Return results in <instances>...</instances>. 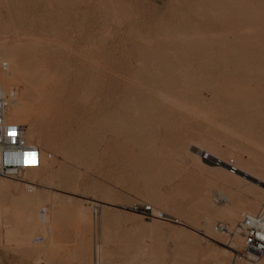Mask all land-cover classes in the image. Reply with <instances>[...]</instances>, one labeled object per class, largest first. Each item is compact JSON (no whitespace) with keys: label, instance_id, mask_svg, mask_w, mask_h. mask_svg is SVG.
<instances>
[{"label":"rangeland","instance_id":"rangeland-1","mask_svg":"<svg viewBox=\"0 0 264 264\" xmlns=\"http://www.w3.org/2000/svg\"><path fill=\"white\" fill-rule=\"evenodd\" d=\"M3 42L0 86L25 103L6 121L51 160L23 173L33 191L0 180V264H248L235 227L264 202V0H0Z\"/></svg>","mask_w":264,"mask_h":264},{"label":"built area","instance_id":"built-area-1","mask_svg":"<svg viewBox=\"0 0 264 264\" xmlns=\"http://www.w3.org/2000/svg\"><path fill=\"white\" fill-rule=\"evenodd\" d=\"M8 97H5L0 87V178L16 181L23 171L39 169L42 162L51 160L50 154H42L38 147L29 143L25 137V128L6 121ZM9 129H15V136H9ZM25 153L29 155L25 161ZM7 161V163H5ZM231 174L235 173L232 162L228 164ZM131 211L139 213L149 219L170 223V219L154 211L150 206L134 205ZM215 230L224 232V228L217 225ZM239 234L242 239L244 254L253 255V259L244 258L248 264H255L264 258V202L254 215H244L239 221Z\"/></svg>","mask_w":264,"mask_h":264},{"label":"bare ground","instance_id":"bare-ground-1","mask_svg":"<svg viewBox=\"0 0 264 264\" xmlns=\"http://www.w3.org/2000/svg\"><path fill=\"white\" fill-rule=\"evenodd\" d=\"M49 28V27H48ZM21 31V30H20ZM50 31V30H49ZM50 33V32H49ZM55 35V34H54ZM20 37H21V35H20ZM26 37V36H25ZM46 43V42H45ZM3 45H1L0 44V60H1V56H2V53L3 52H5V54H7V55H9V54H11V53H9L8 52V50L6 49V47H5V45H4V42L2 43ZM17 46V45H16ZM24 48V47H23ZM17 50V49H16ZM18 55V54H17ZM31 55V54H30ZM26 55L27 56V58H29V59H31V60H35V56L33 55ZM4 57H6L5 55H4ZM14 58V57H13ZM23 59V58H22ZM38 59V58H37ZM30 60V61H31ZM39 60V59H38ZM13 61V60H12ZM17 61V60H16ZM15 61V62H16ZM30 61L28 62V63H30ZM10 63V62H9ZM9 63H6V62H4V63H1V65H2V69H1V73H0V76L1 75H3V77H5V79H10L11 77H12V75H13V72H12V69L11 68H13L12 66H11V64L9 65ZM27 63V62H26ZM26 63H25V68H24V66H19L17 69H18V71L19 72H22L24 69L25 70H27V71H29L30 69V67L31 66H33V65H31L32 63H36V62H31V64L30 65H26ZM35 65V64H34ZM189 65V64H188ZM11 66V67H10ZM151 66V65H150ZM1 67V66H0ZM38 67H39V65H38ZM34 69V68H33ZM153 69V68H152ZM185 69V68H184ZM182 70V71H185V73L186 72H188V70ZM26 71V72H27ZM38 71H40V70H38ZM150 71V70H149ZM182 71H180V72H182ZM195 71H197V69L195 70ZM195 71H192V72H195ZM27 73H30V72H27ZM33 73V72H32ZM185 73H184V75H185ZM40 74V73H39ZM39 74L37 75V76H39ZM42 74V73H41ZM148 74V73H147ZM146 74V75H147ZM179 75H181V74H179ZM178 75V76H179ZM144 76H145V74H144ZM183 76V75H182ZM21 77V76H20ZM25 77V76H24ZM146 77V76H145ZM18 78V77H17ZM36 76H33V75H30V76H28L27 75V77L26 78H24L23 79V81L25 82L24 84H26V88H25V90H24V88L22 89V90H24V92L25 93H23V94H21V96L23 95V97L26 99V100H28L29 99V97L31 96L32 97V95H33V92H32V87H33V85L34 84H36V83H34L35 81H36ZM45 78V77H44ZM4 79V80H5ZM20 79V78H19ZM38 80V79H37ZM20 81V80H19ZM23 81H21V82H23ZM5 82V81H4ZM39 82V81H38ZM209 82V81H208ZM1 83V82H0ZM17 83V82H16ZM2 84V83H1ZM23 84V83H22ZM39 84V83H38ZM7 86V85H6ZM6 86H2V87H6ZM37 86V85H36ZM1 87V86H0ZM1 89H3V88H1ZM6 89V88H5ZM4 89V91H3V93H4V95H5V97H8V103L10 102L11 104H10V107H9V110H11L12 111V113H13V115H12V117L13 116H15V119H16V117H19V115H20V113H22V109L23 108H21V106L22 105H24V104H22L23 103V101L21 100L19 103L17 102V100L15 101V99H16V97H14L16 94L15 93H12V92H10L8 95H6V91H8V90H5ZM10 89V88H9ZM27 89V90H26ZM38 89V88H37ZM36 89V90H37ZM166 88L163 86V85H161V86H157V87H155V90H165ZM13 90V89H12ZM36 90H33V91H36ZM39 90V89H38ZM140 90V89H139ZM14 92H15V90H13ZM177 91V90H176ZM175 91V92H176ZM178 91H181V90H178ZM40 92V91H39ZM174 92V93H175ZM36 93V92H35ZM35 93H34V96H35ZM148 93V92H147ZM188 93V92H187ZM37 94H38V92H37ZM149 94V93H148ZM158 94V93H157ZM156 95V94H155ZM185 95V94H184ZM200 95V98H197V99H199V100H202V101H205L206 102V97H203V95H201V94H199ZM39 96V95H38ZM146 96H147V94L146 93H141L140 94V97L141 98H146ZM197 96H198V94H197ZM196 96V97H197ZM154 97H157V96H154ZM199 97V96H198ZM15 98V99H14ZM21 99H23V98H21ZM24 100V99H23ZM163 102V101H162ZM162 102H161V104H162ZM204 103V102H203ZM9 105V104H8ZM21 105V106H20ZM22 107H24V106H22ZM27 108V107H26ZM29 109V108H28ZM22 110V111H21ZM10 111V112H11ZM24 112V111H23ZM11 114V113H10ZM23 115V114H22ZM22 115H20V116H22ZM39 115V114H38ZM11 116V115H10ZM23 117V116H22ZM19 119V118H18ZM18 119H17V121H18ZM20 119H22L21 117H20ZM152 119V118H151ZM24 120V119H23ZM23 120L22 121H20V122H23ZM9 123V122H8ZM16 125V124H15ZM18 126H21V125H18ZM23 127V126H22ZM24 128H29V126L28 127H24ZM157 128V127H156ZM30 129V128H29ZM153 130V129H152ZM158 130V129H157ZM28 129L25 131V137H26V140L28 139V137H29V139L28 140H30L32 137L30 136V134H28ZM104 131V130H103ZM109 131V130H108ZM110 132V131H109ZM31 133V132H30ZM104 133H107V132H104ZM111 134V133H110ZM32 135V134H31ZM114 137V136H113ZM122 138V137H121ZM38 140V139H37ZM36 142V141H35ZM38 142V141H37ZM93 143H95V142H93ZM192 148H194L195 150H197L198 152H203L202 150H200L199 148H197L195 145H192L191 146ZM206 148V147H205ZM209 149V148H208ZM210 151H211V149H209ZM208 150V151H209ZM205 151H206V149H205ZM214 151V150H213ZM61 152V151H60ZM218 152H220V151H218ZM213 153V152H212ZM212 153H210V152H206V157H207V159H203L202 158V160L200 161L202 164H210V162H211V160H214L215 161V163H214V165L215 166H224V167H227L228 168V164L230 163V162H228V164L227 163H225L224 162V160H222V158L221 159H217ZM198 154V153H197ZM216 154V153H215ZM219 155V154H218ZM65 156V155H64ZM196 157V156H195ZM195 159V158H194ZM198 160V159H197ZM234 160V159H233ZM43 163V162H42ZM196 163V162H195ZM199 163V162H198ZM239 163L237 162V164H236V166L235 165H233V163H232V165H233V167H234V169H235V173L236 172H241L240 170L242 169V168H240L239 169V166H240V164L238 165ZM196 165V164H195ZM42 166V165H41ZM203 166V165H202ZM238 166V167H237ZM253 167V166H252ZM203 168V167H202ZM229 170V169H228ZM36 171L37 170H29V172H30V176H35V175H37L36 174ZM219 171V170H218ZM242 171H244V170H242ZM25 171H23L21 174H20V177H19V179H17L16 181H21L22 183H23V187H24V189L26 190V191H33L35 188L33 187L34 186V184L32 183V182H29V181H26V180H24L23 179V177H22V175H23V173H24ZM229 172V171H228ZM225 173H226V175H227V171H225ZM234 173V174H235ZM223 174H224V172H223ZM223 174H222V178H224L223 177ZM229 174L230 175H234V174H231L230 172H229ZM251 174V173H250ZM253 174V173H252ZM22 177V178H21ZM227 177V176H226ZM231 177V176H230ZM256 177V176H255ZM258 177V176H257ZM218 178V177H217ZM228 178V177H227ZM233 178H235V177H233ZM262 178V177H261ZM226 179V178H225ZM259 179V178H258ZM0 180L1 181H6V179H2V178H0ZM7 180H9V179H7ZM219 180V179H218ZM220 181V180H219ZM241 181V180H240ZM262 181V180H261ZM1 184V186L4 188V190H6V191H13V188H11L8 184H4L3 182L2 183H0ZM237 187V186H236ZM161 195V194H160ZM205 197V196H204ZM204 197H203V200H204ZM25 199V198H24ZM23 199V200H24ZM202 199V198H201ZM202 200V201H203ZM25 201V200H24ZM201 201V200H200ZM23 203H26V202H23ZM22 204V203H21ZM27 205V204H26ZM232 205V204H231ZM19 206V205H18ZM32 206V205H31ZM236 206V205H235ZM29 207V206H28ZM35 208V207H34ZM80 208V207H79ZM194 208V207H193ZM33 209V208H32ZM25 210V209H24ZM154 210V209H153ZM154 211H156V210H154ZM6 212V211H5ZM158 212V211H157ZM160 213V212H159ZM244 214L243 215H241L240 216V218L242 217V216H244V215H248V214H245V212H243ZM22 215V214H21ZM17 217V216H16ZM21 217V216H20ZM28 217V216H27ZM192 217V216H191ZM12 218V217H11ZM25 217H23V219H24ZM240 218H239V220H237L238 222H237V224H236V227H235V232L236 233H238L239 234V221H240ZM23 219H22V221H23ZM26 219V218H25ZM24 219V221L23 222H20V226L22 225V223H23V227L21 226V228L23 229V231H24V236H25V239H27V240H31L32 238H34V231L32 232V229H31V232L30 233H28V229H29V225L30 226H32L34 229L35 228H37V227H39V226H37L36 225V223L38 222H35L36 220L35 219H31L29 222H28V224H27V222H26V220ZM215 219V218H214ZM28 220H29V217H28ZM18 221V220H17ZM9 222H10V219H9ZM25 222H26V225H25ZM205 222V221H204ZM3 223V222H2ZM15 223V222H14ZM18 224V223H17ZM202 224V223H201ZM12 225H13V223H12ZM220 225V227H222V228H224L225 230H227V228L224 226V225H222V224H219ZM5 226V225H4ZM17 226V225H16ZM158 226V225H157ZM154 227V226H153ZM15 229V228H14ZM21 230V229H20ZM215 231H217V230H215ZM219 231V230H218ZM7 232V231H6ZM39 235H41L43 238H46L47 236H48V233H46L45 231H42V230H39ZM220 232H222V231H220ZM35 233H36V231H35ZM1 234V233H0ZM3 234V233H2ZM21 234V233H20ZM240 235V234H239ZM5 237V236H4ZM241 237V236H240ZM6 240V239H5ZM8 240V239H7ZM17 240H19V239H17ZM242 240V239H241ZM13 241V240H12ZM9 242V241H8ZM21 242H23V241H21ZM21 242H19V243H21ZM12 243V242H11ZM14 243V242H13ZM26 246L25 247H23V248H21L22 246L20 245V248L19 249H22V252H24V250L23 249H25V251L27 250V251H31V250H35L36 248H35V245H36V243H37V241H32V242H29V241H26V240H24V242H23ZM235 243V242H234ZM6 244V243H5ZM8 244V243H7ZM16 244V243H15ZM22 244V243H21ZM10 245H12V244H10ZM9 245V246H10ZM17 245H18V243H17ZM16 245V246H17ZM13 246V245H12ZM24 246V245H23ZM243 246V245H242ZM3 247H5V246H3ZM14 247V246H13ZM235 247V246H234ZM8 248V247H7ZM15 248H17V247H15ZM231 248V247H230ZM6 249V248H5ZM7 250V249H6ZM15 250V249H14ZM17 251H18V248H17ZM35 252V251H34ZM20 253V252H19ZM236 256V255H235ZM249 259L250 260H252L253 259V255H249ZM264 259V258H263ZM36 260V259H35ZM98 261V260H97ZM260 261H262V259L260 260ZM260 261H258L257 263H255V264H258ZM99 263V262H98ZM96 264V263H95ZM221 264V263H220Z\"/></svg>","mask_w":264,"mask_h":264},{"label":"snow or ice","instance_id":"snow-or-ice-1","mask_svg":"<svg viewBox=\"0 0 264 264\" xmlns=\"http://www.w3.org/2000/svg\"><path fill=\"white\" fill-rule=\"evenodd\" d=\"M8 134H9V136L14 137V136H15V129H9ZM29 155L34 156L35 154H34V153H25V157H26V158H27Z\"/></svg>","mask_w":264,"mask_h":264},{"label":"clouds","instance_id":"clouds-1","mask_svg":"<svg viewBox=\"0 0 264 264\" xmlns=\"http://www.w3.org/2000/svg\"><path fill=\"white\" fill-rule=\"evenodd\" d=\"M25 161L27 162V158L25 157ZM5 163H7V161H5Z\"/></svg>","mask_w":264,"mask_h":264}]
</instances>
